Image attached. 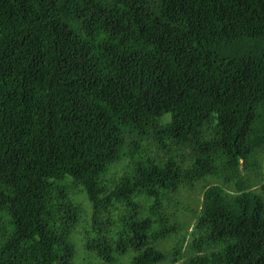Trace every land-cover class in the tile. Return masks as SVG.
I'll list each match as a JSON object with an SVG mask.
<instances>
[{"label":"trees","instance_id":"trees-1","mask_svg":"<svg viewBox=\"0 0 264 264\" xmlns=\"http://www.w3.org/2000/svg\"><path fill=\"white\" fill-rule=\"evenodd\" d=\"M0 264H264V0H0Z\"/></svg>","mask_w":264,"mask_h":264}]
</instances>
